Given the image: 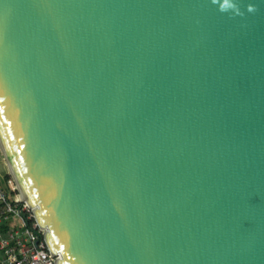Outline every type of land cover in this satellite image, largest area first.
<instances>
[{
	"label": "water",
	"instance_id": "95a60500",
	"mask_svg": "<svg viewBox=\"0 0 264 264\" xmlns=\"http://www.w3.org/2000/svg\"><path fill=\"white\" fill-rule=\"evenodd\" d=\"M0 150L55 264H264V0H0Z\"/></svg>",
	"mask_w": 264,
	"mask_h": 264
},
{
	"label": "built area",
	"instance_id": "2783aa9c",
	"mask_svg": "<svg viewBox=\"0 0 264 264\" xmlns=\"http://www.w3.org/2000/svg\"><path fill=\"white\" fill-rule=\"evenodd\" d=\"M44 234L14 180L0 175V264H55Z\"/></svg>",
	"mask_w": 264,
	"mask_h": 264
},
{
	"label": "rangeland",
	"instance_id": "374dc122",
	"mask_svg": "<svg viewBox=\"0 0 264 264\" xmlns=\"http://www.w3.org/2000/svg\"><path fill=\"white\" fill-rule=\"evenodd\" d=\"M0 175H2L3 177L8 178L9 180H11V176L8 170V166L6 164L5 158L2 154V151L0 150Z\"/></svg>",
	"mask_w": 264,
	"mask_h": 264
},
{
	"label": "bare ground",
	"instance_id": "6f19581e",
	"mask_svg": "<svg viewBox=\"0 0 264 264\" xmlns=\"http://www.w3.org/2000/svg\"><path fill=\"white\" fill-rule=\"evenodd\" d=\"M6 161V160H5ZM7 164V163H6ZM8 170H9V168H8Z\"/></svg>",
	"mask_w": 264,
	"mask_h": 264
}]
</instances>
